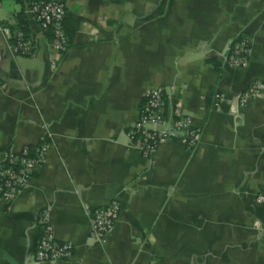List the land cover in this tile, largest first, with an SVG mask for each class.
<instances>
[{
	"label": "crops",
	"instance_id": "1",
	"mask_svg": "<svg viewBox=\"0 0 264 264\" xmlns=\"http://www.w3.org/2000/svg\"><path fill=\"white\" fill-rule=\"evenodd\" d=\"M33 1L0 0V150L50 149L30 187L0 203V264H38L45 214L74 249L57 264H264V98L235 99L264 82V0H64L68 48L55 67ZM20 20L32 57L8 49ZM238 36L250 53L232 69ZM155 88L199 141L144 159L128 134ZM112 202L114 229L93 246L91 213Z\"/></svg>",
	"mask_w": 264,
	"mask_h": 264
},
{
	"label": "built area",
	"instance_id": "2",
	"mask_svg": "<svg viewBox=\"0 0 264 264\" xmlns=\"http://www.w3.org/2000/svg\"><path fill=\"white\" fill-rule=\"evenodd\" d=\"M28 11L40 31L49 36L48 47L53 56L51 66L55 67L68 48V39L62 25L64 6L58 2L39 0L30 3ZM2 31L9 33L8 28H3ZM11 39L8 49L12 54L24 57L34 55L35 46L26 40L22 32H13ZM249 53L250 42L246 37L238 36L228 49L225 62L232 69L244 67ZM260 98H264V82L257 81L251 82L235 97L239 108ZM226 100L223 93L214 94L212 108L220 111ZM128 137L129 147L137 149L144 159H150L162 145L171 141H177L188 149L194 148L199 141L198 130L193 126L191 118L178 108H168L165 93L160 88L152 89L144 95ZM49 149L50 146L42 139L37 145L20 150H0V203H11L30 187L35 175L44 166ZM254 203L264 208V192L255 195ZM119 213L120 207L116 202L91 213L88 239L93 246L105 245ZM38 225L41 236L32 255L34 262L57 264L70 261L74 253L73 247L56 240L46 214L40 217ZM258 226L262 228L261 225Z\"/></svg>",
	"mask_w": 264,
	"mask_h": 264
},
{
	"label": "trees",
	"instance_id": "3",
	"mask_svg": "<svg viewBox=\"0 0 264 264\" xmlns=\"http://www.w3.org/2000/svg\"><path fill=\"white\" fill-rule=\"evenodd\" d=\"M46 1L58 2V3L62 4V5H63V3H64V0H46ZM33 2H37V1H33ZM31 3H32V2H31ZM64 20H65V18H64ZM64 20H63V22H62V25H63L64 31H65ZM14 31H20V32H22L23 35H24V29H23V23H22V20H20V21H19V24H18L15 28H13V32H14ZM65 33H66V31H65ZM46 36L49 38L48 35H46ZM66 36H67V34H66Z\"/></svg>",
	"mask_w": 264,
	"mask_h": 264
}]
</instances>
